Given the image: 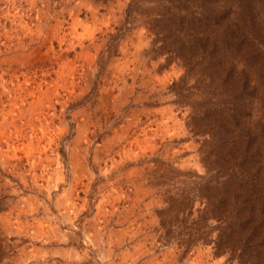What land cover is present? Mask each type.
<instances>
[{
  "label": "rangeland",
  "instance_id": "obj_1",
  "mask_svg": "<svg viewBox=\"0 0 264 264\" xmlns=\"http://www.w3.org/2000/svg\"><path fill=\"white\" fill-rule=\"evenodd\" d=\"M0 264H264V0H0Z\"/></svg>",
  "mask_w": 264,
  "mask_h": 264
}]
</instances>
